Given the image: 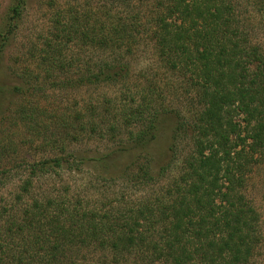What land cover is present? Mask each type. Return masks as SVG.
Instances as JSON below:
<instances>
[{
    "label": "trees",
    "instance_id": "1",
    "mask_svg": "<svg viewBox=\"0 0 264 264\" xmlns=\"http://www.w3.org/2000/svg\"><path fill=\"white\" fill-rule=\"evenodd\" d=\"M29 2L10 0L2 19L0 96L22 100L17 121L52 155L27 163L0 208V264H257L264 235L245 188L264 155V0H48L52 27L29 51L38 73L21 68L16 84L3 57ZM141 51L158 62L146 72ZM41 81L115 91L58 113L30 101ZM163 86L183 88L185 110ZM96 140L108 149H72ZM5 150L0 175L23 166ZM82 168L96 174L84 185L62 174L76 182Z\"/></svg>",
    "mask_w": 264,
    "mask_h": 264
},
{
    "label": "rangeland",
    "instance_id": "2",
    "mask_svg": "<svg viewBox=\"0 0 264 264\" xmlns=\"http://www.w3.org/2000/svg\"><path fill=\"white\" fill-rule=\"evenodd\" d=\"M62 2L69 0H60ZM48 0H30L27 8L24 12V18L20 29L16 32L14 38L12 39L10 45L8 46L5 56L3 57L4 65L8 67V72H11V82L14 81L16 84L18 80L16 74L21 68L29 67L33 71H37V64L30 60L29 51L33 44L40 43L42 37L47 36L50 28L52 27V11L47 7ZM10 6V0H0V26L3 22V18L8 12ZM257 15V22L260 18ZM257 31V30H256ZM260 36L264 41V30L259 29L257 36ZM135 69L138 71L149 70L150 65L156 64L157 60L150 56V53H143L141 51L138 60L135 61ZM158 63V62H157ZM165 69H160L161 73H164ZM38 73V72H36ZM42 84L36 86V90L31 89L29 92V99L32 104L40 103L43 107L49 108L53 112H62L64 110L71 109H82L86 105L100 98L104 94L113 93L114 87H85L81 88L79 91L71 88H52L49 87V82H43ZM140 81H137L139 83ZM181 86H183L181 84ZM165 88V95L167 97V102L170 104L172 109L185 110L187 99L184 96L185 92L182 87H162ZM8 99L5 100V99ZM0 101L10 104L11 101L15 105L11 107V113H6L4 119H0V151L3 146H6V155H11L17 162H23V166L18 170H13L8 175H0V208L4 206H9L13 196L16 194L19 183L24 175L27 174V163L45 159L52 155L49 148L43 149L42 135L41 132L38 133L36 128L32 125H27L25 123H20L17 121L16 109L20 101L15 99L14 93H8V95L0 96ZM29 101V102H30ZM18 102V103H17ZM13 105V104H11ZM20 105V103H19ZM18 105V106H19ZM1 118V117H0ZM14 121L18 122L19 125L16 126ZM39 122V121H38ZM52 121L46 120L45 130L48 133H55V129L52 128ZM172 122L168 123L162 136L159 139V144L161 148H167L170 143V126ZM37 133H36V132ZM172 141V140H171ZM250 141V140H249ZM105 142L92 141L91 143H85L82 145H76L72 149L73 151H82L85 154L105 151L108 149ZM188 146V143L184 144ZM248 149V148H247ZM256 159L254 162L249 163V172H247V182L245 193L246 195L254 201V205L258 210L261 219V230L264 235V155L261 152L255 154ZM80 174L74 182V178H71L70 172L66 171L62 174L69 181L75 185L87 184L92 178H95L96 174L92 169L82 168ZM79 183V184H78ZM84 185V184H83ZM257 264H264V242L260 249V254L257 258Z\"/></svg>",
    "mask_w": 264,
    "mask_h": 264
}]
</instances>
